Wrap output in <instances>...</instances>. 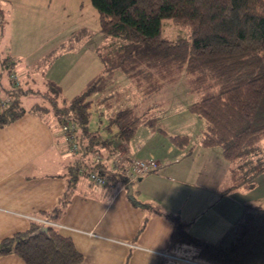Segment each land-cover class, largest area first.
Wrapping results in <instances>:
<instances>
[{
	"label": "trees",
	"instance_id": "trees-1",
	"mask_svg": "<svg viewBox=\"0 0 264 264\" xmlns=\"http://www.w3.org/2000/svg\"><path fill=\"white\" fill-rule=\"evenodd\" d=\"M90 3L97 12L98 30L110 37L107 47L96 49L101 70L77 92L65 97L59 84L46 77L42 90L16 83L9 68L15 59L4 56L1 62L5 67V84L0 82V88L6 95L0 99V126L24 112L40 118L49 115L59 129L66 123L72 126L65 133L73 136L79 154L90 151L98 155L100 147L110 154L109 139L86 128L90 94L102 92L95 102L106 108L113 98H120L121 91L103 92L116 70L127 76L131 87L142 95L156 92L163 83L183 76L186 88L194 95L187 108L203 121L199 144L218 145L222 156L235 164L229 167L230 183L226 189L251 187L264 170V156H260L264 149L260 142L264 137V0ZM164 18L185 28V35L163 36L160 21ZM3 23L0 6V33ZM25 93H36L39 100L24 106L20 96ZM107 113V125L114 126L112 134L120 140H127L137 124L152 126L156 119L139 112L134 104ZM170 138L178 145L185 142L183 135L173 134ZM81 164L89 170L96 169L106 183L128 181L123 164L114 169L101 159ZM81 164L76 157L68 165L66 187L56 205L41 217L57 220ZM154 211L160 213L158 209ZM163 215L171 223L166 250L178 247L183 252L181 245H187L193 249L191 255L203 261L187 264H264L263 207L242 203L238 216L214 240L192 235L186 229L187 222L176 213ZM7 253L17 255L25 264H75L81 259L70 237L51 224L33 220L27 228L0 238V255ZM158 264H166L164 256H159Z\"/></svg>",
	"mask_w": 264,
	"mask_h": 264
},
{
	"label": "rangeland",
	"instance_id": "rangeland-1",
	"mask_svg": "<svg viewBox=\"0 0 264 264\" xmlns=\"http://www.w3.org/2000/svg\"><path fill=\"white\" fill-rule=\"evenodd\" d=\"M0 6L4 22L0 38V79L5 80V67H2L1 59L10 55L15 59L9 68L17 73L16 83L19 79L22 87L29 84L36 90L43 88L39 81L33 85L27 83L26 77L20 72L26 67L31 74L42 73L45 66L47 67L61 51L59 42H65L62 43L63 47L74 44V38L66 37L69 34L81 35L84 54L81 56L79 54L82 58L78 61L67 56L74 63L61 79V95L71 96L90 76L101 70L96 49L107 47L110 37L98 30L97 12L90 0H0ZM160 33L167 38H173L185 35V28L178 27L170 19L164 18L160 21ZM80 38L76 39L75 45L80 43ZM64 50L67 49L63 48ZM35 59L36 62L33 64L31 61ZM114 90L121 91V97L113 98L109 108L95 102L102 92L95 91L89 96L86 128L108 138L111 149L109 154L105 148L100 147L99 159L106 161L109 168L113 163H116L114 168H119L117 166L123 164L125 170L130 169L132 160H141L147 164L144 170L126 182L125 189L121 183L116 182L102 197L103 202H107L113 194L97 224L98 226L111 224L114 232L107 236L122 244L119 246L117 264H157L161 255L164 256L166 264L176 262L187 264L192 261L203 263L191 255L193 249L190 246L181 245L185 248L183 252L178 247L166 250L165 242L171 223L163 214L153 210L159 209L162 212L175 210L171 211L175 213L178 212L177 206H181L184 213L182 215L178 213V216L182 219L183 215L195 211L194 214H200L194 222L197 224L202 215L211 211L207 205L208 200L211 202V196L217 195L221 190L219 188L222 187H218V184L227 177L228 161L222 156L218 145L199 144L198 137L203 121L187 108L194 95L186 88L183 76L163 83L156 92L142 95L131 87L127 76L116 70L103 92ZM30 97L34 98V93L26 94L24 97L21 95V103L26 104L31 100ZM130 104H134L137 110L145 115L156 116V119L152 126L137 124L127 140H120L112 134L114 126L107 125V112ZM49 118L52 119L50 116ZM173 134L185 136V142L182 145L176 144L170 138ZM260 142L264 143V137ZM67 153L69 156L72 154L78 156L80 164L82 161H92L94 155L90 151L78 154V150L75 149L67 150ZM260 156H264V149L260 151ZM81 165L87 173L89 169ZM85 173L80 172L78 177L88 178ZM255 179H258V187L253 190L255 192L253 196L260 198L264 196L261 192L264 190V171ZM224 182L227 184V179ZM94 184L91 190L94 188L95 192L99 191L101 183ZM131 196L134 197L135 204L128 200ZM255 204L264 208V199L258 200ZM192 205V209L189 210L188 207ZM226 227H221L219 233L221 234ZM94 234L91 231L90 235ZM126 234L130 235L120 236Z\"/></svg>",
	"mask_w": 264,
	"mask_h": 264
},
{
	"label": "crops",
	"instance_id": "crops-1",
	"mask_svg": "<svg viewBox=\"0 0 264 264\" xmlns=\"http://www.w3.org/2000/svg\"><path fill=\"white\" fill-rule=\"evenodd\" d=\"M1 37L2 32L0 33ZM66 37L68 39L74 38V44L63 47L62 43L65 42H59L61 51L47 67L45 66L42 73L31 74L26 67L21 70L20 73L26 77L25 81L27 83L33 85L39 81L43 87V79L46 77L57 82L60 86L61 79L66 71L70 69L74 61L80 60L82 58L80 56L84 54L82 52L84 46L81 42V35L78 37V39L80 38L78 45H75L77 41L75 36L69 34ZM63 48L67 50L63 51ZM67 56L74 61H71ZM31 62L34 64L36 59ZM12 73L15 76L16 72L13 69ZM0 82L5 84V80L0 79ZM17 83L21 85L19 79ZM25 86L36 90L29 84ZM37 90H42V88ZM26 94L29 93L22 96L24 97ZM5 95V92L0 88V99H4ZM29 99L39 100V97L34 93V98L30 97ZM31 100L23 105L28 106L33 102ZM56 125L49 118V115L40 118L35 114L24 112L17 118L0 126V238L16 230L27 228L30 217L41 216L42 213L55 206L58 196L66 187L68 165L74 163L78 156L68 155L67 150L72 149L68 148V142ZM231 164L233 165V163L228 162L227 177H224L218 184V187H222L219 188L221 189L218 193L219 196L214 194L211 196V202L208 200L207 205L211 211L209 213L206 211V215H202L197 224L194 222L200 214H194L195 211L182 216V219L188 225H186V229L192 235L208 240L212 237L217 238L220 234L219 229L229 225L238 216L242 203L248 202L254 206H259L255 203L264 199V196L260 198H254L253 196L255 193L253 190L258 187V179H255L254 184L249 188L226 189L230 183L229 167L232 166ZM80 170L81 166L78 167L77 177L72 184L68 201L55 221V227L59 233L70 237L74 248L80 252L81 259L75 264H117L119 246H122V244L107 236L113 231L111 224L101 226L97 224L103 210L108 206L113 196L111 194L108 201L103 202V194L113 184L106 183L104 179L100 184L99 191L95 192L94 188L91 190V186L95 185V182L86 177H81L82 179L78 177ZM225 179H227V184L224 182ZM127 180L129 179L127 178ZM122 185L125 189L127 183L125 182ZM261 192L264 193V190H261ZM128 200L135 204L134 197L131 196ZM177 207L178 212L175 213L182 215L184 213V211H181L182 207ZM192 207L193 205L189 206L188 209L191 210ZM171 211L175 210H170V212L160 211V213H172ZM156 227L158 228L159 225H156ZM170 228L171 224L168 236ZM83 230L87 231L84 232ZM91 231L95 234L90 235ZM129 235L120 236L128 237ZM154 237L155 233L152 236L153 241ZM182 248L184 247L182 246ZM0 264L25 263L17 255L7 253L0 255Z\"/></svg>",
	"mask_w": 264,
	"mask_h": 264
},
{
	"label": "built area",
	"instance_id": "built-area-1",
	"mask_svg": "<svg viewBox=\"0 0 264 264\" xmlns=\"http://www.w3.org/2000/svg\"><path fill=\"white\" fill-rule=\"evenodd\" d=\"M72 128L71 125H62L61 129V134L64 137V139L69 142L68 143V148L74 150L76 148V144L74 142L73 136L66 134L65 131H70ZM93 159L97 160L99 159V156L97 154L93 155ZM116 166V163H113V166L110 169H114V167ZM147 164L141 160H132L130 161V169L129 170H124V173L126 175V177L128 179L138 175L139 172H141L142 170H144L146 168ZM81 172H83V170H80ZM87 177L93 181V182H103L104 181V177L100 174L97 173V171L95 170H88V172L86 173ZM30 220L39 222L41 224H51L53 226H56V223L54 221L48 220L44 217L41 216H32L30 217Z\"/></svg>",
	"mask_w": 264,
	"mask_h": 264
},
{
	"label": "water",
	"instance_id": "water-1",
	"mask_svg": "<svg viewBox=\"0 0 264 264\" xmlns=\"http://www.w3.org/2000/svg\"><path fill=\"white\" fill-rule=\"evenodd\" d=\"M43 229H44V227H43Z\"/></svg>",
	"mask_w": 264,
	"mask_h": 264
}]
</instances>
